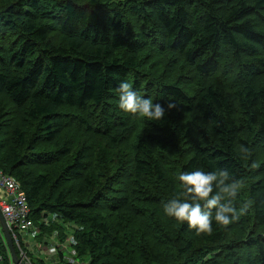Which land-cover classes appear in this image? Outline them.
<instances>
[{
	"label": "trees",
	"instance_id": "obj_1",
	"mask_svg": "<svg viewBox=\"0 0 264 264\" xmlns=\"http://www.w3.org/2000/svg\"><path fill=\"white\" fill-rule=\"evenodd\" d=\"M258 147L264 0H0V170L86 264H264Z\"/></svg>",
	"mask_w": 264,
	"mask_h": 264
},
{
	"label": "built area",
	"instance_id": "obj_2",
	"mask_svg": "<svg viewBox=\"0 0 264 264\" xmlns=\"http://www.w3.org/2000/svg\"><path fill=\"white\" fill-rule=\"evenodd\" d=\"M0 212L7 224L13 246L17 249L21 264H31V256L27 250L29 246L28 236L31 231L34 230L38 233L40 230L35 226L34 221L30 216V209L26 201V195L21 190L19 184L11 176L5 174L0 170ZM51 216H42L40 221L42 224L47 225L50 223ZM53 219V218H52ZM54 220V219H53ZM69 240V239H68ZM70 241V240H69ZM4 246L7 248L5 242ZM45 245V246H44ZM44 245L40 248H44L46 256H56L61 252L69 253V256L64 257L66 264H77L75 262V250H72L73 245L68 242L67 246L65 243H56L54 246L46 247L47 241H44ZM71 245V246H70ZM8 250V248H7ZM8 264H15L10 257L8 251V258L6 259Z\"/></svg>",
	"mask_w": 264,
	"mask_h": 264
},
{
	"label": "rangeland",
	"instance_id": "obj_3",
	"mask_svg": "<svg viewBox=\"0 0 264 264\" xmlns=\"http://www.w3.org/2000/svg\"><path fill=\"white\" fill-rule=\"evenodd\" d=\"M168 58L166 59L167 61H165V62H168ZM217 76H220V74H217ZM132 109H134L135 111L137 110L134 105L132 106L131 110ZM132 116H134V118L138 117V115H136L135 113ZM185 116H187L186 113H185ZM133 123L134 122H132V124ZM256 151L259 153L257 156V161H259L258 165L264 164V150H262L261 147H258L256 149ZM258 177L261 179H264V168L262 171H260L258 173ZM168 226H169L168 229L171 231L172 230L171 226H174V225H171L168 223ZM37 227L39 228V225ZM40 228L42 229L41 231H39L38 233H35V231L32 230L30 235L28 236L29 246H28L27 250H28L29 254L31 255V257L34 260L37 259L40 261H44L46 264H64L65 262L62 259H64V257H66V256H69V253L61 252V253L57 254L56 256L50 257V256L45 255L44 248L42 250L40 248L44 245V241H47L46 247L54 246L58 242H60L61 244L65 243L66 245L68 244V242H70L71 245L74 244L75 243L74 232L77 230L74 228H78V227L74 224H65L64 222H60V221L55 220V219L53 220L51 218L49 224H47V225L41 224ZM47 228H50L49 234L45 233V230ZM0 230H1V228H0ZM1 233H2V230H1ZM1 236H2V234H1ZM230 242H231V240H227L223 247L228 248V246L230 244H232ZM67 246H69V245H67ZM1 247L3 248L2 242H1ZM72 250H75V249L72 248ZM2 252H3V254H2V256H0L1 259L3 257L5 259H7L8 258L7 248H6V252L4 251V249H2ZM75 256H76L75 262L77 264H86L89 262V256L87 254L80 256L78 259L77 252H76ZM209 256L210 255H205L202 258L201 262H198L197 264H201L202 262L205 263L209 259Z\"/></svg>",
	"mask_w": 264,
	"mask_h": 264
},
{
	"label": "water",
	"instance_id": "obj_4",
	"mask_svg": "<svg viewBox=\"0 0 264 264\" xmlns=\"http://www.w3.org/2000/svg\"><path fill=\"white\" fill-rule=\"evenodd\" d=\"M0 228L2 230V235H3L2 237L4 239V242L7 245L8 251L10 253V257L12 258V260L15 264H20V261L17 258L15 250H14L13 242L11 240L7 224L5 223V221L1 215V212H0Z\"/></svg>",
	"mask_w": 264,
	"mask_h": 264
},
{
	"label": "bare ground",
	"instance_id": "obj_5",
	"mask_svg": "<svg viewBox=\"0 0 264 264\" xmlns=\"http://www.w3.org/2000/svg\"><path fill=\"white\" fill-rule=\"evenodd\" d=\"M8 136H9V135H8ZM24 168H25V167H24ZM97 199H98V198H97ZM1 215H2V214H1ZM2 217H3V216H2ZM3 219H4V218H3ZM39 230H40V229H39ZM10 237H11V236H10ZM15 253H16V252H15ZM17 253H18V251H17ZM17 255H18V254H17ZM17 255H16V256H17ZM20 264H21V263H20Z\"/></svg>",
	"mask_w": 264,
	"mask_h": 264
},
{
	"label": "clouds",
	"instance_id": "obj_6",
	"mask_svg": "<svg viewBox=\"0 0 264 264\" xmlns=\"http://www.w3.org/2000/svg\"><path fill=\"white\" fill-rule=\"evenodd\" d=\"M1 231V230H0ZM2 234V233H1ZM3 236V235H2ZM3 238V237H2ZM3 242H4V239H3Z\"/></svg>",
	"mask_w": 264,
	"mask_h": 264
}]
</instances>
